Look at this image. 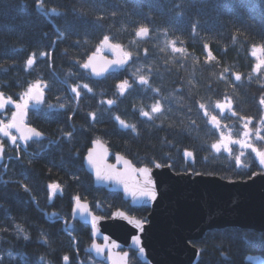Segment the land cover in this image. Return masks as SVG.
<instances>
[{
    "label": "trees",
    "instance_id": "obj_1",
    "mask_svg": "<svg viewBox=\"0 0 264 264\" xmlns=\"http://www.w3.org/2000/svg\"><path fill=\"white\" fill-rule=\"evenodd\" d=\"M142 27L145 39L136 35ZM104 36L130 52L131 63L95 81L81 65ZM261 46L264 0H0V92L18 101L37 81L47 85L43 104L29 112L30 125L45 139L22 150L0 137L7 155L0 164V264H99L89 251V227L74 221L68 229L76 196L101 217L122 210L147 220L148 208L95 187L84 159L96 141L137 167L160 163L175 173L232 180L263 171L250 149L240 157L247 167H237L239 145H230L231 155L212 148L221 132L243 139L250 119V141L264 151V139H256L258 129L264 137V64L255 67L264 59ZM140 76L148 85L138 83ZM125 79L131 87L121 95L117 85ZM226 99L235 116L216 108ZM157 102L161 112L151 113ZM212 115L220 129L210 123ZM53 183L62 193L50 192ZM193 244L201 252L197 264H253L249 256L264 257V233L252 230L209 231ZM130 264H143L133 251Z\"/></svg>",
    "mask_w": 264,
    "mask_h": 264
},
{
    "label": "water",
    "instance_id": "obj_2",
    "mask_svg": "<svg viewBox=\"0 0 264 264\" xmlns=\"http://www.w3.org/2000/svg\"><path fill=\"white\" fill-rule=\"evenodd\" d=\"M146 36L140 38L145 39ZM101 56L108 60L115 59L104 54ZM129 63L130 60L123 69L110 68L99 77L93 75L90 69L83 70L88 71L95 80H102L111 73L125 70ZM95 65L97 70L103 68V59L98 57ZM21 128L27 134L29 127L21 124ZM18 133L20 134L19 131ZM42 138L43 136L33 137L31 140ZM89 151H93L94 157H103L100 160L102 172L107 171L105 165L114 166L116 172L122 174L121 179L127 183L129 191H125L123 183L98 180L95 168L87 163ZM88 152L84 159V167L93 177L97 188L120 193L132 207H146L150 210L147 222H144L122 210L116 211L110 218H103L95 215L88 203L80 201V206L75 203L74 221L87 225L93 239L96 240L93 245H99L103 249L101 253H97L93 245L90 248V253L99 262L113 264L115 261L116 264H130V251H133L143 264H197L201 252L193 243L201 242L209 231L235 228L264 233V173H255L244 180H225L201 173L200 175L193 172L175 173L169 166L159 169L148 167L151 169L159 195L155 201L146 202L131 195V191L136 188L134 180L137 176L133 169L142 167L135 166L131 160L120 154L114 155L101 141L94 142ZM117 155L123 159L117 161ZM1 160L2 158L0 162ZM125 161L129 164L126 165ZM121 212L129 219L143 222V230L128 224L117 215ZM93 216L98 218L95 228ZM72 227L73 225L70 229ZM136 235L140 236V245L133 243V237ZM140 248L144 250L142 254ZM125 252L128 255L122 260Z\"/></svg>",
    "mask_w": 264,
    "mask_h": 264
},
{
    "label": "snow or ice",
    "instance_id": "obj_3",
    "mask_svg": "<svg viewBox=\"0 0 264 264\" xmlns=\"http://www.w3.org/2000/svg\"><path fill=\"white\" fill-rule=\"evenodd\" d=\"M148 33L147 28H140L139 31L136 33L138 37H143L146 36ZM207 47V46H206ZM264 48V46H261ZM107 50L112 53V55L115 57V59L108 60L107 58H104L101 56L102 51ZM173 51L180 52L182 49L179 48H173ZM35 53H32V56L27 60V67L31 68L34 61H35ZM41 55H48L47 53H41ZM131 53L130 52H125L123 51L121 45L119 44H112L109 41L108 36H104L103 40L101 41L99 47H97L96 51L93 53L92 56L88 57V60L81 65L82 68L84 69H90L92 74L99 77L103 76L105 73L108 72V70L111 68L113 70H119L123 69L124 66L128 63V61L131 59ZM253 55H256V48L254 47L253 49ZM209 56L211 57V52L209 50ZM100 57L103 59L104 66L100 70H97V67L95 65L96 59ZM261 64H264V59H261L259 63L256 64V69L258 70L261 66ZM236 80L240 79V76L237 74L235 76ZM138 83L140 85H148L149 81L146 77L140 76L138 79ZM47 87L46 84H43L40 81H37L36 83L32 84L26 92L22 94L20 97V103H14L11 98H6L2 92H0V110L4 109L6 105L13 104L16 109L15 112L12 114V119L11 122L8 124H3L2 121H0V133H2L3 136L9 137L13 145H16V147H19V145L16 143L17 137L14 135H11L9 129L16 128L20 132V137L23 141L27 142L31 140L33 137L40 138L42 136V133L37 131L35 128H27V134L25 131L21 128V124L23 123L24 117L27 115V109L29 108L30 102L33 103V107L39 108L40 105L43 104V96H44V89ZM80 86H76L72 88V92L75 93L76 97L78 98L80 96V91H79ZM82 87L86 89L89 93L92 92V89L88 86V84H83ZM131 87L129 84L128 80H123L121 81L118 85L117 88L120 92L121 95L124 94V92ZM113 101L108 100L107 104L111 105ZM260 103L264 105V98L260 100ZM49 109L52 108L51 105L48 106ZM63 105H61V108ZM201 109H205V115H208L207 109L205 108L204 104L200 105ZM216 108L220 110L221 114L227 109L228 111L231 112L232 116H235L236 113L235 111H232V106L230 101L226 99V102L221 103L217 102ZM161 112V106L157 102L156 104L152 105L151 107V113H159ZM144 117H148L149 119L152 118L151 114L147 111H144L141 113ZM92 119H95V114H92ZM119 119V118H117ZM243 119V118H242ZM119 123L124 126L128 127L124 121H119ZM210 123L217 129H220V121L217 119V116L212 115L210 118ZM249 124H251V120L247 119L243 123V128L246 129L242 133L243 139H231L229 137H225L224 133L221 132V142L215 143L212 145V148L219 153L221 149L223 148L224 151H226L229 155L232 153V149L229 147V144H236L239 145L241 151L238 156L235 157L236 161V166L237 167H247L246 164H243L241 162L240 157L245 155V152L243 151L244 149H250L252 154H254L255 158L258 161V164L262 169H264V151L260 150L257 148L251 141H250V132L247 130ZM260 124L264 126V119H261ZM256 139L261 140L264 139V137H261L259 134V129L257 130L256 134ZM4 153V144L0 142V158H2ZM184 156L186 158L192 159L193 153L190 151H185ZM103 157H94L93 151H89L87 155V163L91 165L92 167L95 168L96 170V177L98 180H108V181H115L116 183H123L125 187V191H129L127 183L121 179L122 174L116 172L115 167L111 165H105V168L107 171L102 172L101 170V165H100V160H102ZM123 157L117 155L116 160L120 161L122 160ZM125 164L128 165L129 162L125 161ZM171 167L170 165H168ZM162 165L160 163L154 164V168L159 169L161 168ZM134 172H136L137 176L136 179L134 180V183L136 185V188L131 191V195L134 198H140L145 200L146 202H152L155 201L158 198L159 192L156 186L155 180L152 178L151 175V169L148 167H142L139 169H133ZM197 175H200L197 173ZM6 183V182H3ZM48 188L50 192H52L53 195L56 194L54 190H59L62 193L61 186L59 184L53 183L49 184ZM27 187L25 186V191H27ZM77 206H80V197L76 196L75 198ZM86 208L87 205H84ZM117 215L121 216L124 220L127 221L128 224L133 225L135 228L140 229L141 231L143 230V222L139 220H133L129 219L128 216H125L122 212L118 213ZM98 218L93 216L92 217V222H93V228H95V223ZM17 228L19 229L20 232H23V229H20L19 226L17 225ZM25 239L27 240L28 237L25 236ZM107 240V237H105ZM133 243L136 245H140L141 240L140 236L136 235L133 237ZM93 247L96 249L97 253H101L103 249L99 245H93ZM143 248H140L141 254L143 253ZM11 256V253H9ZM127 253H124V256L121 258L122 260L126 259ZM64 260L67 261L68 257L65 256ZM113 264H116L115 261H113Z\"/></svg>",
    "mask_w": 264,
    "mask_h": 264
},
{
    "label": "rangeland",
    "instance_id": "obj_4",
    "mask_svg": "<svg viewBox=\"0 0 264 264\" xmlns=\"http://www.w3.org/2000/svg\"><path fill=\"white\" fill-rule=\"evenodd\" d=\"M127 52V51H126ZM263 59L262 57H259L258 59V63L260 62V60ZM263 64H261L262 66ZM226 137V136H225ZM221 142V141H220ZM231 143L229 144L230 147ZM221 150H224L223 148ZM248 260L250 262H252L253 264H264V257L262 256H249Z\"/></svg>",
    "mask_w": 264,
    "mask_h": 264
},
{
    "label": "flooded vegetation",
    "instance_id": "obj_5",
    "mask_svg": "<svg viewBox=\"0 0 264 264\" xmlns=\"http://www.w3.org/2000/svg\"><path fill=\"white\" fill-rule=\"evenodd\" d=\"M46 90V89H45ZM2 120H4V118L3 117H1V121ZM26 121V120H25ZM11 122V121H10ZM9 122V123H10ZM4 124V123H3ZM8 124V123H7ZM11 132H13V134H14V136H16L17 137V139H19V135H18V133L17 132H15L13 129H12V131Z\"/></svg>",
    "mask_w": 264,
    "mask_h": 264
}]
</instances>
